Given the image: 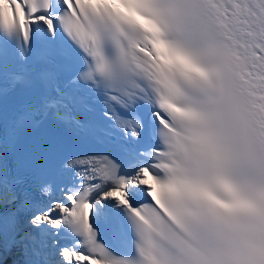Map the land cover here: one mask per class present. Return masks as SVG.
Segmentation results:
<instances>
[{
  "label": "snow or ice",
  "instance_id": "obj_1",
  "mask_svg": "<svg viewBox=\"0 0 264 264\" xmlns=\"http://www.w3.org/2000/svg\"><path fill=\"white\" fill-rule=\"evenodd\" d=\"M0 129V264H264V0H0Z\"/></svg>",
  "mask_w": 264,
  "mask_h": 264
},
{
  "label": "trees",
  "instance_id": "obj_2",
  "mask_svg": "<svg viewBox=\"0 0 264 264\" xmlns=\"http://www.w3.org/2000/svg\"><path fill=\"white\" fill-rule=\"evenodd\" d=\"M16 251H18L17 253L19 254L20 257L16 255L17 254ZM24 259L25 257L21 255L20 249H15L11 251V255H9L8 258L6 259V264H19V262H23Z\"/></svg>",
  "mask_w": 264,
  "mask_h": 264
}]
</instances>
